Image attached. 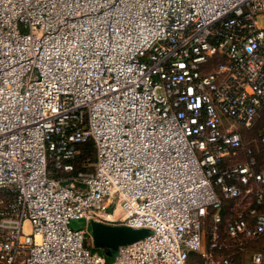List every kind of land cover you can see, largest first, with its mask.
<instances>
[{"label": "built area", "instance_id": "1", "mask_svg": "<svg viewBox=\"0 0 264 264\" xmlns=\"http://www.w3.org/2000/svg\"><path fill=\"white\" fill-rule=\"evenodd\" d=\"M73 218L149 231L106 261ZM263 234L264 0H0V264H230Z\"/></svg>", "mask_w": 264, "mask_h": 264}, {"label": "water", "instance_id": "2", "mask_svg": "<svg viewBox=\"0 0 264 264\" xmlns=\"http://www.w3.org/2000/svg\"><path fill=\"white\" fill-rule=\"evenodd\" d=\"M85 230L92 247L102 255L104 260L113 259L117 247L138 237L140 228H131L122 224H107L87 219Z\"/></svg>", "mask_w": 264, "mask_h": 264}, {"label": "rangeland", "instance_id": "3", "mask_svg": "<svg viewBox=\"0 0 264 264\" xmlns=\"http://www.w3.org/2000/svg\"><path fill=\"white\" fill-rule=\"evenodd\" d=\"M255 129L252 128L251 130H247L245 132L246 136L255 134ZM79 164H80L79 162L76 163V167H81V165ZM90 167H91V163L89 160H87L86 163L84 164V168H86V170H89ZM84 225H85V220L83 218H73V219H70L69 221V227L71 228L82 227ZM131 228H134V227H131ZM140 229H142L141 231H139V234L141 236L146 234L149 231L147 228H144V227H140ZM206 239L207 238L205 237L204 243ZM87 241L90 244L89 235H87ZM244 244L245 245L243 249L239 253L236 254L237 256L231 260L230 264H248L250 256L254 251H260L261 253L264 252V237L247 240ZM234 252L235 251H232V253ZM188 262L190 264H204L203 259L201 258V255L197 252L189 253Z\"/></svg>", "mask_w": 264, "mask_h": 264}, {"label": "trees", "instance_id": "4", "mask_svg": "<svg viewBox=\"0 0 264 264\" xmlns=\"http://www.w3.org/2000/svg\"><path fill=\"white\" fill-rule=\"evenodd\" d=\"M82 158H86V159L89 160L90 162L93 161V159H94V154H93V146H92L91 141H87V142H85L84 144L80 145L79 153H78L77 156H76V160H77L76 163H78L79 160H81ZM81 168L86 169V168H84V166H81ZM260 237H264V234L261 235V236H259L258 238H260ZM255 239H256V238H255ZM90 249H91V250H96V248H94V247H92V246H90ZM240 251H241V250H236L234 253H232V254L230 255V262H231V260H232L234 257L237 256L236 254L239 253ZM188 257H189V255H188Z\"/></svg>", "mask_w": 264, "mask_h": 264}]
</instances>
